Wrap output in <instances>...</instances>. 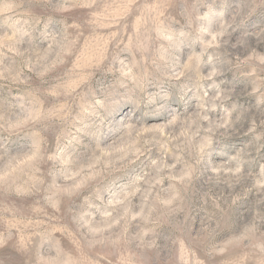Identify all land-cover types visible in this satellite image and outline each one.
Listing matches in <instances>:
<instances>
[{
	"label": "clouds",
	"instance_id": "obj_1",
	"mask_svg": "<svg viewBox=\"0 0 264 264\" xmlns=\"http://www.w3.org/2000/svg\"><path fill=\"white\" fill-rule=\"evenodd\" d=\"M0 264H264V0H0Z\"/></svg>",
	"mask_w": 264,
	"mask_h": 264
}]
</instances>
